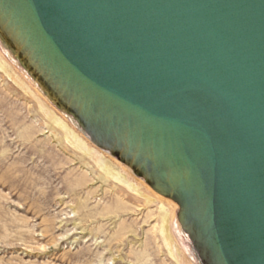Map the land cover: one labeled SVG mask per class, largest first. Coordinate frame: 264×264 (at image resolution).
I'll return each instance as SVG.
<instances>
[{
    "label": "water",
    "instance_id": "95a60500",
    "mask_svg": "<svg viewBox=\"0 0 264 264\" xmlns=\"http://www.w3.org/2000/svg\"><path fill=\"white\" fill-rule=\"evenodd\" d=\"M0 52L196 264H264V0H0Z\"/></svg>",
    "mask_w": 264,
    "mask_h": 264
},
{
    "label": "rangeland",
    "instance_id": "374dc122",
    "mask_svg": "<svg viewBox=\"0 0 264 264\" xmlns=\"http://www.w3.org/2000/svg\"><path fill=\"white\" fill-rule=\"evenodd\" d=\"M90 139L0 52V264H196Z\"/></svg>",
    "mask_w": 264,
    "mask_h": 264
},
{
    "label": "bare ground",
    "instance_id": "6f19581e",
    "mask_svg": "<svg viewBox=\"0 0 264 264\" xmlns=\"http://www.w3.org/2000/svg\"><path fill=\"white\" fill-rule=\"evenodd\" d=\"M63 112V111H62ZM64 113V112H63ZM75 124V123H74ZM88 138L90 139V137L88 136ZM91 140V139H90ZM92 141V140H91ZM93 142V141H92ZM95 144V143H94ZM98 148H100L97 144H95ZM101 149V148H100Z\"/></svg>",
    "mask_w": 264,
    "mask_h": 264
}]
</instances>
